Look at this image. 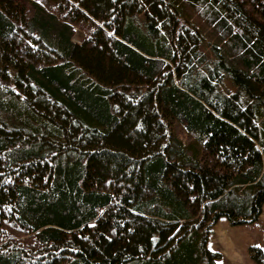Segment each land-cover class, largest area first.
<instances>
[{
    "label": "trees",
    "instance_id": "1",
    "mask_svg": "<svg viewBox=\"0 0 264 264\" xmlns=\"http://www.w3.org/2000/svg\"><path fill=\"white\" fill-rule=\"evenodd\" d=\"M263 208L264 0H0V264H217Z\"/></svg>",
    "mask_w": 264,
    "mask_h": 264
},
{
    "label": "rangeland",
    "instance_id": "2",
    "mask_svg": "<svg viewBox=\"0 0 264 264\" xmlns=\"http://www.w3.org/2000/svg\"><path fill=\"white\" fill-rule=\"evenodd\" d=\"M81 34L77 37L80 42ZM212 235L214 240H211L210 247L223 254L217 264H259L251 257L250 248L259 246L264 251V209L255 223L231 226L223 218L216 224Z\"/></svg>",
    "mask_w": 264,
    "mask_h": 264
},
{
    "label": "crops",
    "instance_id": "3",
    "mask_svg": "<svg viewBox=\"0 0 264 264\" xmlns=\"http://www.w3.org/2000/svg\"><path fill=\"white\" fill-rule=\"evenodd\" d=\"M264 209V208H263ZM223 219V218H222ZM221 219V220H222ZM216 226V225H215ZM215 226H214V228H215ZM214 228H213V232H212V234H214ZM212 236L213 235H211V237H210V241H209V247H210V245H211V240L213 241L214 240V238H212ZM214 243V242H213ZM211 249H213L212 247H210ZM213 250H215V249H213Z\"/></svg>",
    "mask_w": 264,
    "mask_h": 264
}]
</instances>
